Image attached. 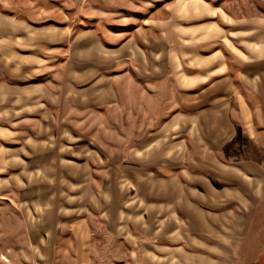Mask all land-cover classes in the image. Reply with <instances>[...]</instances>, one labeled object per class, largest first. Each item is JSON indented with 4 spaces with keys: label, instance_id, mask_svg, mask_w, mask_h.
I'll use <instances>...</instances> for the list:
<instances>
[{
    "label": "crops",
    "instance_id": "1",
    "mask_svg": "<svg viewBox=\"0 0 264 264\" xmlns=\"http://www.w3.org/2000/svg\"><path fill=\"white\" fill-rule=\"evenodd\" d=\"M0 201L48 264H264V13L0 5Z\"/></svg>",
    "mask_w": 264,
    "mask_h": 264
},
{
    "label": "rangeland",
    "instance_id": "2",
    "mask_svg": "<svg viewBox=\"0 0 264 264\" xmlns=\"http://www.w3.org/2000/svg\"><path fill=\"white\" fill-rule=\"evenodd\" d=\"M179 1L181 0H0V5L5 11L34 22L51 21L80 28L97 21L126 23L129 20H140ZM208 1L224 4L233 13H264V0ZM2 208H6V205L0 201V264H48L40 261L33 252L23 250L29 241L24 235V228L18 227L19 213ZM52 264L60 263L53 261Z\"/></svg>",
    "mask_w": 264,
    "mask_h": 264
}]
</instances>
